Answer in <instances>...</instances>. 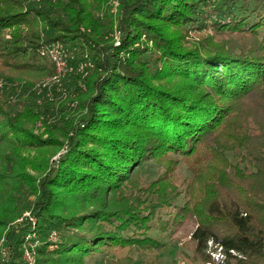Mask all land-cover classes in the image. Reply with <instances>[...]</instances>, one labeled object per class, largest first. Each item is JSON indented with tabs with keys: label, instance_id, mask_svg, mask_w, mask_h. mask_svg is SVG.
<instances>
[{
	"label": "trees",
	"instance_id": "trees-1",
	"mask_svg": "<svg viewBox=\"0 0 264 264\" xmlns=\"http://www.w3.org/2000/svg\"><path fill=\"white\" fill-rule=\"evenodd\" d=\"M111 1L0 0V264L26 211L37 264H153L188 221L191 264H264V0ZM51 44L66 95L31 79Z\"/></svg>",
	"mask_w": 264,
	"mask_h": 264
},
{
	"label": "rangeland",
	"instance_id": "rangeland-1",
	"mask_svg": "<svg viewBox=\"0 0 264 264\" xmlns=\"http://www.w3.org/2000/svg\"><path fill=\"white\" fill-rule=\"evenodd\" d=\"M114 2L115 8L113 9L114 13H116V5L117 1L112 0ZM116 44H118V37H115ZM43 63L46 67V70L40 72L39 74L31 78L33 81H36V90H38V81L43 78H46L43 82V85L49 84L51 81H57L59 90L61 95H66L68 93V89L70 86V78L74 73L83 69L84 64H79L77 62H73V60L77 61L78 55H73L72 53L65 52L64 48L57 45L51 44L47 45L43 49ZM60 57L59 61L62 64H59L55 57ZM71 58V59H70ZM42 76V77H41ZM20 85V84H18ZM5 87V82L0 78V90H3ZM21 87V85H20ZM19 87V88H20ZM54 92L50 98L55 97ZM61 97L60 95L58 96ZM55 156L52 157L54 159L56 156L61 155L63 152H60L61 149H54ZM58 154V155H57ZM158 168L156 165L149 166L145 172V178L147 181H151L158 175ZM183 175H186L185 168L182 171ZM29 212V211H26ZM195 221L185 222L179 232L173 236L169 237L168 235H164L159 231H155V237H157L160 241L164 243V247L158 253L157 258L155 259L153 264H191L190 257L194 254L195 243L192 241L191 234L196 227ZM39 236V235H38ZM49 239V238H48ZM42 240V239H41ZM207 253H210L214 262L212 263H204V264H220L223 260V254L221 253V248L218 247L211 241L208 242ZM133 257L136 259L137 254L132 253ZM130 254V255H132ZM10 255V251L8 248H4L2 244H0V259H8ZM23 260V257L21 258ZM118 260L120 262V257L117 259L111 255H98L95 258L89 259L87 264H115V261ZM24 261V260H23ZM122 264V263H119ZM134 264V263H133ZM137 264V263H136Z\"/></svg>",
	"mask_w": 264,
	"mask_h": 264
},
{
	"label": "built area",
	"instance_id": "built-area-1",
	"mask_svg": "<svg viewBox=\"0 0 264 264\" xmlns=\"http://www.w3.org/2000/svg\"><path fill=\"white\" fill-rule=\"evenodd\" d=\"M60 57H55V60L62 64L59 61ZM24 216H28L30 220L32 221V229L27 233V235L24 238L23 244H22V257L25 262V264H37L38 259V248L42 244V240L39 238L37 232L34 230L37 225V220L34 216L31 215L30 212H25ZM23 217H20L18 221H21ZM58 240V234L56 232H52L49 236V241L56 242ZM55 245H52L51 248H53Z\"/></svg>",
	"mask_w": 264,
	"mask_h": 264
}]
</instances>
